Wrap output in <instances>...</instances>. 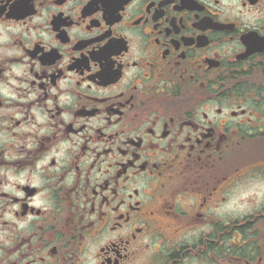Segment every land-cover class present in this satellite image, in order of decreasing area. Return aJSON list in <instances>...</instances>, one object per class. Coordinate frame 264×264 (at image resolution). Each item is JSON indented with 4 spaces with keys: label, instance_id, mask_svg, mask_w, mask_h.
Segmentation results:
<instances>
[{
    "label": "flooded vegetation",
    "instance_id": "obj_1",
    "mask_svg": "<svg viewBox=\"0 0 264 264\" xmlns=\"http://www.w3.org/2000/svg\"><path fill=\"white\" fill-rule=\"evenodd\" d=\"M0 264H264V0H0Z\"/></svg>",
    "mask_w": 264,
    "mask_h": 264
}]
</instances>
